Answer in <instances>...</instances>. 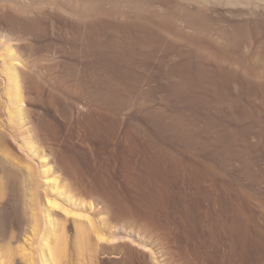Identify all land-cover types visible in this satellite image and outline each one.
I'll use <instances>...</instances> for the list:
<instances>
[{
  "label": "rangeland",
  "instance_id": "1",
  "mask_svg": "<svg viewBox=\"0 0 264 264\" xmlns=\"http://www.w3.org/2000/svg\"><path fill=\"white\" fill-rule=\"evenodd\" d=\"M225 1L233 0H0V42L10 41L20 57L29 135L41 158L30 153L31 160L15 143L7 151L20 165H35L40 180L39 165L48 159L58 186L87 206L96 225L104 223L100 234L117 233L109 244L94 236L92 250L73 256V264L82 255V264H264V45L251 39L239 49L229 45L225 33L241 5ZM88 5L93 15L85 16ZM10 22L15 32H7ZM6 47L0 46V69ZM200 66L209 76L254 71L263 78L243 82L251 91L218 74V82L213 75L193 85ZM177 84L185 85L180 95ZM219 134L225 139H216ZM119 141L138 148L136 167L120 153ZM92 144L100 146L98 155ZM20 179L7 192L3 187L11 199L0 205V224L10 221L15 232L27 227ZM211 186L215 197L219 193L214 199ZM44 192L42 185V198ZM74 233L68 231L69 243Z\"/></svg>",
  "mask_w": 264,
  "mask_h": 264
},
{
  "label": "bare ground",
  "instance_id": "2",
  "mask_svg": "<svg viewBox=\"0 0 264 264\" xmlns=\"http://www.w3.org/2000/svg\"><path fill=\"white\" fill-rule=\"evenodd\" d=\"M93 2V1H91ZM96 2V1H95ZM226 2V1H225ZM234 0L231 2H229L230 4L232 3L233 4ZM229 3L227 4V2L225 3L226 5H229ZM236 3L239 4L240 6V9L237 10L236 9L235 11L236 12V17L238 19L237 22L233 21L231 24H230V27H231V31L230 32H226L225 33V37H227V41H232L231 43H233V47L235 46L236 48H241L239 47L241 44L243 45L244 43H248L246 42L247 39H251V41L253 40V42L255 43V45L257 44H261V45H264V0H238V2L236 1ZM91 4V3H89ZM82 5V4H80ZM92 5V4H91ZM94 5V4H93ZM83 6V5H82ZM233 6V5H232ZM230 6V7H232ZM237 6V4H236ZM89 5L85 8H82L83 9V13L82 12V9H81V13H83L84 15L86 13H88L89 11H92L91 8L89 9L88 8ZM93 7V6H91ZM234 7V6H233ZM80 8V7H79ZM229 8V7H227ZM85 9V10H84ZM93 9V8H92ZM230 9V8H229ZM232 9V8H231ZM79 12V11H78ZM90 13V12H89ZM93 13V11H92ZM80 14V13H78ZM91 14V13H90ZM95 14V13H94ZM82 15V17L84 16ZM89 14H86L85 16H88ZM93 15V14H91ZM198 16H200L199 14H197ZM232 15V14H231ZM230 15V17H232ZM90 16V15H89ZM196 16V15H195ZM81 17V16H80ZM196 18V17H194ZM209 18V17H208ZM200 19H202L200 17ZM204 19V18H203ZM206 19V17H205ZM204 19V20H205ZM198 20V19H197ZM233 20V18H232ZM195 21V20H194ZM209 20H206L205 24L209 25ZM210 21H211V18H210ZM16 22V21H15ZM14 22V23H15ZM200 23V20L197 21ZM204 21H202L203 23ZM213 22V21H212ZM231 22V21H230ZM27 23V22H26ZM30 23V22H29ZM28 23V24H29ZM228 23V22H227ZM17 24V22L15 23ZM15 24L13 23H9V25H7L6 27V30L7 32H15ZM204 24V25H205ZM212 24V23H211ZM206 25V26H207ZM2 25L0 24V27ZM208 27H211L210 25ZM207 27V28H208ZM229 27V28H230ZM134 36V35H132ZM131 36V37H132ZM135 39V37H134ZM136 39H138V41L140 40H143L144 38L141 37V36H136ZM248 40V41H249ZM137 41V40H136ZM226 41V42H227ZM230 41H229V45H230ZM250 42V41H249ZM228 43V42H227ZM253 43V44H254ZM209 44V43H208ZM0 46L3 47V46H7L6 47V56L7 58L3 61V64L1 63L2 67L0 69V74L3 76L4 79V92L2 93L0 91V102L3 101V106L2 108H0V205H2L4 207V205L6 203H8L10 201V196L8 194L5 193L4 188H6V192H7V189L10 190V188L13 187V185L15 186V184L17 183V181L20 179L21 181V190H22V193L24 194V201H23V211H24V214H25V221L27 222V227H23L24 225H21L22 222H21V226H19L18 223L17 224V227L19 226V230L18 231H13V226L12 224H10L9 222H4L2 224H0V264H73V256L76 257V255H79L80 253H85L86 251H84L85 249L88 248L92 250V248H89L92 246V241H93V238L94 236H96L97 240L99 242H106L107 244H109L111 241H114L116 239V234L117 233H109V237H105L103 235L100 234V232H104V228H105V225L104 223H98L96 225V222L92 219L91 215L88 213L87 211V206L82 204V202L78 201L77 199H75V196L70 194V193H66L64 188L63 187H59L58 186V176H55V171H52L53 170V165H51L50 162H47L46 158H44L42 161H41V164L39 165L40 166V170L42 168V171H41V177L43 179L40 180L38 178V173L37 170L36 174L34 169H35V165L31 166L30 163H26V164H30V165H26L24 164L23 161L22 162V165H20V163H17L16 159L13 157L14 155H12V152L9 150L7 151V146L9 144V146H12L11 143H14L19 147V149L21 151H23L22 153L24 154V152L26 153V155L31 159V154L33 156H39V158H41L40 156V152L36 149V143L34 142V140L32 139V137L29 135L30 134V128H29V123H28V119H27V110L25 108V99L23 97V93H22V90H21V86H20V72H18V64L17 62L20 60V57L18 56L16 50L13 48V45L10 41H5L4 43L0 42ZM213 48V47H212ZM235 48V49H236ZM231 49H232V46H231ZM234 49V48H233ZM216 50V49H214ZM218 50V49H217ZM222 50V49H221ZM237 50V49H236ZM231 51V50H230ZM219 52V51H218ZM221 53V51H220ZM223 53V52H222ZM226 52H225V55L226 56ZM223 56V57H224ZM116 57V56H115ZM118 58V57H116ZM109 59V58H108ZM120 59V57H119ZM111 60H113L111 58ZM105 61V60H104ZM108 61V60H107ZM205 61V60H204ZM209 61V60H207ZM112 62V61H111ZM118 63V61H116ZM186 62V61H185ZM183 62V63H185ZM206 62V61H205ZM211 62V61H210ZM116 63V64H117ZM181 63L183 66L185 65L186 67L189 65L187 63L183 64ZM208 64V62H206ZM214 63V62H213ZM187 64V65H186ZM203 64V63H202ZM201 64V65H202ZM234 64V63H233ZM263 66H261V68L263 67L264 68V62L262 63ZM195 65V64H194ZM200 65V63H199ZM204 65V64H203ZM213 66V64H211ZM210 65V66H211ZM107 66V65H106ZM119 66V65H118ZM191 66V65H189ZM206 66V65H205ZM208 66V65H207ZM210 66L207 67L209 71L210 69ZM211 66V67H212ZM219 66V65H217ZM235 66V65H234ZM194 67V66H193ZM215 67V66H214ZM213 67V68H214ZM220 67V66H219ZM189 68V67H188ZM187 68V70H188ZM200 69L199 70V73L198 71L196 70L197 72V77L195 78L194 76V80H192L193 82V85H197L198 83V86L200 84H204L203 82H205L206 78H213V75H216L215 78H217V74H214L213 72L211 74H213L212 76H209V73L206 72V68L204 69H201V66L198 67ZM221 68V67H220ZM219 68V69H220ZM110 69V68H109ZM119 69V68H118ZM183 69V68H182ZM182 69L180 68L179 70L182 71ZM186 69V68H184ZM183 69V71H184ZM192 69V68H191ZM218 69V70H219ZM242 69V68H241ZM115 70V69H114ZM185 70V74L186 75V71ZM195 70V69H194ZM205 70V71H204ZM217 70V68H216ZM217 70V71H218ZM222 72L224 69H222ZM219 70V71H221ZM182 71V72H183ZM190 72V70H188ZM192 71V70H191ZM263 71V70H262ZM183 72V73H184ZM229 72V71H228ZM254 72V71H253ZM251 71H248L246 73H243L242 75H234L236 73H234L233 75L230 73V74H224L220 72V74H218V76H221L224 78L225 81H228L229 80H233L234 82H240V85L242 84L244 86V89L246 90H249L251 91V89H247L248 87H250L251 85L247 86V83H244L246 85L243 84V82H246V81H251L252 80L254 81L255 79H262L264 77V75H258L259 73H253ZM195 73V72H194ZM118 74V73H117ZM196 74V73H195ZM255 74V75H254ZM261 74V73H260ZM182 74V76H184ZM191 77V73L189 74ZM257 75V78H255ZM114 76V75H113ZM116 76V75H115ZM181 76V77H182ZM196 76V75H195ZM262 77V78H259V77ZM185 77V76H184ZM183 77V78H184ZM189 77L186 75V78ZM220 78V80H223V78ZM185 78V80H186ZM181 79V78H180ZM192 79V78H191ZM190 77H189V80H191ZM184 80V79H182ZM188 80V82H190ZM207 80V81H208ZM111 81V80H110ZM114 81V80H113ZM210 81V80H209ZM215 81V80H214ZM191 82V83H192ZM195 82V84H194ZM216 82V81H215ZM217 82H218V78H217ZM216 82V83H217ZM233 82V83H234ZM113 83V82H112ZM181 83V82H180ZM179 83V84H180ZM222 83V81H221ZM224 83V82H223ZM232 83V82H231ZM179 84L178 87H175V94L176 95H180L179 93L181 92V88L185 87V85L183 86H180L179 87ZM183 84V82L181 83ZM180 84V85H181ZM185 84V83H184ZM190 84V83H189ZM207 84V83H206ZM214 84V83H213ZM237 84V83H236ZM249 84V83H248ZM115 85V84H114ZM205 85V84H204ZM209 85V84H208ZM211 85V84H210ZM219 85V83H218ZM239 85V86H240ZM107 86V85H106ZM109 86V85H108ZM173 86V85H172ZM173 86V87H174ZM190 86V85H189ZM189 86L187 85V89L189 88ZM236 86V85H235ZM238 86V85H237ZM247 86V87H246ZM253 86V85H252ZM255 86V85H254ZM103 87V86H101ZM105 87V86H104ZM227 87V86H226ZM242 87V86H241ZM246 87V88H245ZM116 88V87H114ZM182 88V89H183ZM194 88V86H193ZM196 88V86H195ZM194 88V89H195ZM207 88V87H206ZM104 89V88H103ZM107 90H109V88H106ZM111 89V88H110ZM113 89V88H112ZM240 89V88H239ZM2 90V89H1ZM102 90V89H101ZM106 90V91H107ZM170 90H173L170 89ZM185 90V89H184ZM196 90V89H195ZM198 90V89H197ZM200 90V89H199ZM243 90V88L241 89ZM246 90H244V95L247 94ZM103 91V90H102ZM105 91V90H104ZM112 91V90H111ZM109 90V92L111 94H113ZM183 91V90H182ZM189 91V90H188ZM224 91V90H223ZM240 91V90H239ZM254 90H252L253 92ZM100 92V91H99ZM109 92H105V93H108ZM172 92V91H171ZM250 93V92H249ZM248 93V94H249ZM101 95V93H99ZM98 94V95H99ZM104 94V93H103ZM102 94V95H103ZM107 94V95H108ZM111 94H109L111 96ZM186 94V92H185ZM192 94V93H191ZM190 94V95H191ZM200 94V93H199ZM220 94V92H219ZM252 94V93H251ZM98 96V98H101L103 96ZM106 95V97H107ZM115 95H118V94H115ZM195 96V94H193ZM226 95V94H225ZM241 95V94H240ZM253 95V94H252ZM173 96V95H171ZM193 96V97H194ZM229 96V95H228ZM227 96V97H228ZM236 96V95H235ZM239 96V95H238ZM104 97H105V94H104ZM105 97V98H106ZM112 98L111 99H114L113 96H111ZM118 97V96H117ZM174 97V96H173ZM181 97V96H179ZM183 97V96H182ZM188 97V96H187ZM246 97V96H245ZM104 98V99H105ZM110 98V97H109ZM178 98V96H177ZM195 98V97H194ZM249 97H246L245 99H247ZM2 99V101H1ZM104 99H101L102 101ZM107 99V98H106ZM105 99V100H106ZM232 99V98H231ZM243 99V98H242ZM241 99V100H242ZM100 99H98V102H99ZM100 100V101H101ZM104 100V101H105ZM110 100V99H109ZM180 100V99H179ZM183 100V99H182ZM198 100V99H197ZM228 100V99H227ZM234 100V99H232ZM231 100V101H232ZM241 100H239L238 102H240ZM196 101V100H195ZM230 101V102H231ZM236 101V100H235ZM107 102V100H106ZM105 102V104H106ZM182 102V101H181ZM180 102V103H181ZM186 102V101H185ZM234 102V101H233ZM232 102V103H233ZM100 103V102H99ZM102 103V102H101ZM108 103V102H107ZM183 103V102H182ZM104 104V102H103ZM102 104V105H103ZM104 104V105H105ZM186 104V103H185ZM198 104V103H197ZM226 104V103H225ZM229 104V103H228ZM234 104V103H233ZM195 105V104H194ZM231 105V104H230ZM242 105V103H241ZM191 106V105H190ZM193 106V105H192ZM240 106V105H239ZM182 107V106H181ZM230 107V106H229ZM232 107V106H231ZM238 107V106H237ZM195 108V107H194ZM239 108V107H238ZM179 109V108H178ZM231 109V108H230ZM233 109V108H232ZM237 109V108H235ZM234 109V110H235ZM147 110V109H146ZM150 110V109H149ZM181 111V110H180ZM237 111V110H236ZM152 112V111H151ZM150 112V113H151ZM235 112V111H234ZM154 114V113H153ZM231 114V113H230ZM180 115V113L178 114ZM169 116V115H168ZM172 116V115H170ZM176 116V115H175ZM174 117V116H173ZM155 119V118H154ZM153 119V120H154ZM134 120V119H133ZM168 120H171V119H168ZM167 120V121H168ZM166 121V122H167ZM165 122V123H166ZM171 122V121H170ZM217 122V121H216ZM177 123V122H176ZM190 124V122H187ZM175 124V123H174ZM184 124V123H183ZM210 124V123H209ZM218 124V123H217ZM217 124H214L215 126ZM169 125V124H167ZM171 125V124H170ZM186 125V124H185ZM222 125V124H220ZM159 126V125H158ZM157 126V128H158ZM177 126V125H176ZM181 126V124H180ZM190 126V125H189ZM224 126V125H223ZM135 127V126H134ZM137 127V126H136ZM170 127V126H169ZM138 128V127H137ZM165 128V127H164ZM185 128V126H184ZM189 128V127H188ZM217 128V127H216ZM222 128V127H221ZM160 129V128H159ZM225 129V127L223 128ZM221 129V130H223ZM165 131V130H164ZM163 131V132H164ZM189 131V130H188ZM210 131V130H209ZM227 131V130H226ZM162 132V131H161ZM171 132H172V135L174 136H182V135H179L178 134V131L176 129H171ZM182 132V131H180ZM197 132V131H196ZM168 133V132H167ZM184 133V132H183ZM186 133V132H185ZM184 133V134H185ZM190 132L187 133V135H189ZM213 133H216V132H213ZM217 133H220V132H217ZM225 133V132H224ZM114 134V133H113ZM171 134V133H170ZM93 135V134H92ZM136 135V134H135ZM129 136V135H128ZM190 136V135H189ZM214 136V135H213ZM212 136V137H213ZM232 136V135H231ZM84 137V136H83ZM190 138V137H189ZM225 139L224 135H218L216 139ZM229 138V137H228ZM234 138V137H233ZM191 139V138H190ZM213 139V138H212ZM211 139V140H212ZM180 140V139H179ZM209 140V139H208ZM231 140L232 142V138L229 139V141ZM183 141V140H182ZM214 141V140H213ZM228 141V140H227ZM212 142V141H210ZM225 142V141H224ZM233 142H234V139H233ZM82 143V141H81ZM104 143V142H103ZM133 143V142H132ZM182 143V142H181ZM190 143V142H189ZM188 143V144H189ZM203 143V142H202ZM205 143V142H204ZM214 143V142H213ZM97 144V143H96ZM90 145L92 146L91 148V153H97L96 149H98V145ZM215 144V143H214ZM213 144V145H214ZM192 145V144H191ZM223 145V143H222ZM232 145V144H231ZM81 146V145H80ZM96 146V148H95ZM116 146L118 147L119 151L121 154H128V156L130 157L131 159V162H132V165H135V167L138 165V162H139V156L140 155V152L138 150V148H127L123 143H121V141H119V143L116 144ZM130 146V145H128ZM207 146V144H206ZM16 147V146H15ZM205 147V146H203ZM208 147V146H207ZM6 148V149H5ZM9 148V147H8ZM17 148V147H16ZM140 148V147H139ZM213 148V147H212ZM225 148V147H224ZM230 148H234V147H230ZM114 149V148H113ZM206 149V148H205ZM228 149V148H227ZM14 150V149H13ZM16 150V149H15ZM117 150V149H116ZM204 150V148H203ZM208 150V149H206ZM220 150V149H219ZM225 150V149H224ZM232 150V149H231ZM83 151V150H82ZM113 151V150H112ZM115 151V150H114ZM118 151V152H119ZM229 151V150H228ZM233 151V150H232ZM31 153V154H30ZM103 153V152H102ZM117 153V152H116ZM219 153V152H218ZM222 153V152H221ZM228 153H231L230 151ZM235 153V152H234ZM89 154V153H88ZM217 154V153H216ZM232 154V153H231ZM25 155V156H26ZM98 155V153L96 154ZM228 155V154H227ZM230 155V154H229ZM235 155V154H234ZM239 155V154H237ZM23 156V155H22ZM112 156V155H111ZM127 156V157H128ZM215 156V155H214ZM221 156V154H220ZM226 156V154H225ZM44 157V156H43ZM42 157V158H43ZM99 157L102 158L101 155H99ZM113 157H116V156H113ZM174 157V156H173ZM217 157V156H216ZM215 157V158H216ZM222 157V156H221ZM229 157V156H228ZM227 157V158H228ZM33 158V157H32ZM104 158L106 159V157L104 156ZM108 158V157H107ZM111 158V157H109ZM124 158V156H123ZM34 159V158H33ZM31 159V160H33ZM112 159V158H111ZM120 159V158H119ZM214 159V158H213ZM226 159V158H225ZM26 160L29 161V159L26 158ZM25 160V161H26ZM88 160V159H87ZM86 160V161H87ZM128 160V158H127ZM125 161V160H124ZM102 162V161H101ZM123 162V161H122ZM32 163V162H31ZM40 163V162H39ZM119 163V162H118ZM121 163V162H120ZM126 163V162H125ZM130 163V162H129ZM111 164V163H110ZM109 164V165H110ZM112 165V164H111ZM99 166V165H98ZM101 166V165H100ZM116 166L118 167V165L116 164ZM115 166V167H116ZM45 167V168H44ZM109 167V166H108ZM114 167V166H113ZM114 167V168H115ZM168 167V166H167ZM34 168V169H33ZM97 168V167H96ZM104 168V167H103ZM107 168V167H106ZM87 169V168H86ZM105 170V169H104ZM112 170H115V169H112ZM74 171V170H73ZM94 171V170H93ZM108 171V170H107ZM121 171V170H120ZM84 172V171H83ZM101 172V171H100ZM103 172V171H102ZM110 172V171H109ZM113 172V171H112ZM116 172V171H115ZM114 172V173H115ZM119 172V171H118ZM86 173V172H85ZM186 173V172H185ZM104 174V173H102ZM110 174V173H109ZM117 174V173H116ZM138 174V173H137ZM150 174V173H149ZM184 175V174H183ZM83 176V175H82ZM102 176V175H101ZM105 176V175H103ZM117 176V175H115ZM112 177V176H111ZM133 176H131L132 178ZM40 181H39V180ZM130 180V179H129ZM142 180V179H141ZM42 181V182H41ZM104 181V180H103ZM41 182V183H39ZM85 184V183H84ZM180 184V183H179ZM9 186L8 187H5V186ZM43 185V188H45L47 191H48V194L46 192H44L45 194V197L43 195V198L41 196V194L39 193L40 192V187ZM105 185V184H104ZM103 186V185H102ZM215 187V186H214ZM186 188V187H184ZM212 188V186L210 187V189ZM210 189L208 191H210ZM215 189V188H213ZM192 190V189H191ZM212 190V189H211ZM87 191V190H86ZM92 191V190H90ZM217 191V190H216ZM215 191V193H216ZM213 190L210 192V195H209V198L211 197H215L212 193ZM233 193V192H232ZM231 193V194H232ZM89 194V193H88ZM196 194V193H194ZM211 194H213V196H211ZM104 195V194H103ZM185 195V194H184ZM201 195V194H200ZM23 196V195H22ZM21 196V197H22ZM52 196V197H50ZM192 196V195H191ZM211 196V197H210ZM219 196V193L216 194V197ZM232 196V195H230ZM236 196V195H235ZM203 197V195H202ZM205 197V196H204ZM203 197V198H204ZM215 197V198H216ZM237 197V196H236ZM196 198V197H195ZM199 198V197H198ZM197 198V199H198ZM220 197H218L219 199ZM231 198V197H230ZM23 199V198H22ZM44 200V203H42L43 200ZM100 199V198H99ZM202 199V198H201ZM200 199V200H201ZM208 199V197H207ZM211 199H214V198H211ZM195 200V199H194ZM199 200V199H198ZM199 200V202H200ZM203 200V199H202ZM206 200V199H205ZM235 200V199H234ZM2 201V202H1ZM207 201V200H206ZM209 201V199H208ZM207 201V202H208ZM217 201V200H216ZM202 202V201H201ZM200 202V203H201ZM10 203V202H9ZM213 203V202H212ZM211 203V204H212ZM22 204V203H21ZM214 205L216 204L213 203ZM212 204V205H213ZM218 204V203H217ZM211 205V207H212ZM1 206V207H2ZM216 206V205H215ZM218 206V205H217ZM108 207V206H107ZM209 207V208H211ZM220 207V206H219ZM235 207V206H233ZM92 208V206H90V209ZM221 208V207H220ZM218 209L220 210L219 212H221L223 209ZM230 208V211H231V207ZM2 209V208H0ZM104 209V208H103ZM207 209V208H206ZM215 209V208H214ZM213 208L210 209V212H213L214 210ZM101 210V209H99ZM212 210V211H211ZM228 210V209H227ZM233 210H235L233 208ZM3 211V210H2ZM1 211V212H2ZM103 211V210H102ZM207 211V210H206ZM226 211L223 210V212ZM229 211V210H228ZM227 212V211H226ZM5 213V212H4ZM98 213V212H97ZM225 213V212H224ZM231 213V212H230ZM229 213V214H230ZM240 213V212H239ZM221 213H216V215H220ZM223 214V213H222ZM231 215V214H230ZM244 215V213L242 214ZM2 216V215H1ZM0 216V217H1ZM96 216V215H94ZM246 216V215H245ZM216 217V216H215ZM220 217V216H219ZM223 217H226L225 215H223ZM223 217L221 219H223ZM238 216H234V219L237 218ZM218 218V217H217ZM226 218H230L229 217H226ZM219 219V218H218ZM70 220H72V223L73 225H70L68 224L70 222ZM215 220H217L215 218ZM247 221V218L245 219ZM249 220V219H248ZM6 221V220H5ZM2 222V221H0ZM213 222V221H212ZM249 222V221H248ZM247 222V223H248ZM24 223V221H23ZM234 223V222H233ZM29 224V225H28ZM223 225V224H222ZM225 226H227L226 224H224ZM223 225V227L226 229V227ZM248 225V224H247ZM246 225V226H247ZM249 226V225H248ZM221 227V226H220ZM125 229V227H123ZM16 230V229H15ZM74 230L75 233H74V236H73V239L70 240L71 242L69 243V240H68V237H67V234H68V231H72ZM126 230V229H125ZM124 230V231H125ZM222 231V229H220ZM122 231V232H124ZM28 233H30L31 235L33 236H37V240H35V242H32V243H29L30 242V239L27 237ZM222 233V232H221ZM128 234V233H127ZM130 234V233H129ZM128 234V235H129ZM223 235V234H222ZM131 236V235H130ZM29 237L31 238V236L29 235ZM28 238V239H26ZM124 238V237H123ZM126 238H127V235H126ZM125 239V238H124ZM123 240V239H122ZM134 242V241H133ZM22 244L19 245L20 247H17L18 244ZM12 244H15L16 245V248H12L11 245ZM34 245L36 247H34ZM94 245V244H93ZM94 247V246H93ZM119 247V246H118ZM94 249V248H93ZM70 250L72 251L73 255H71V257L69 256L71 253H70ZM87 250V252H88ZM90 251V250H89ZM86 252V253H87ZM153 252V251H151ZM85 253V254H86ZM68 256H69V259H68ZM81 256V255H80ZM84 255H82L80 258H81V261L83 260L82 257ZM87 256V255H86ZM79 257L76 258V259H80ZM84 258V257H83ZM85 260V258H84ZM78 260V264L81 262ZM86 261V260H85ZM156 262V261H155ZM158 263V262H157ZM82 264V263H80Z\"/></svg>",
  "mask_w": 264,
  "mask_h": 264
}]
</instances>
